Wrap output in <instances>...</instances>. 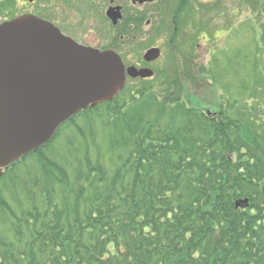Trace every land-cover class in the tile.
Here are the masks:
<instances>
[{"label": "trees", "instance_id": "trees-1", "mask_svg": "<svg viewBox=\"0 0 264 264\" xmlns=\"http://www.w3.org/2000/svg\"><path fill=\"white\" fill-rule=\"evenodd\" d=\"M166 93L108 105L103 152L100 107L2 174L0 264H264V102L211 118ZM69 128L78 153L48 154Z\"/></svg>", "mask_w": 264, "mask_h": 264}, {"label": "water", "instance_id": "water-1", "mask_svg": "<svg viewBox=\"0 0 264 264\" xmlns=\"http://www.w3.org/2000/svg\"><path fill=\"white\" fill-rule=\"evenodd\" d=\"M133 71L128 73L135 77ZM124 82L118 57L78 46L33 16L1 25L0 177L76 113L112 101Z\"/></svg>", "mask_w": 264, "mask_h": 264}, {"label": "flooded vegetation", "instance_id": "flooded-vegetation-1", "mask_svg": "<svg viewBox=\"0 0 264 264\" xmlns=\"http://www.w3.org/2000/svg\"><path fill=\"white\" fill-rule=\"evenodd\" d=\"M105 2L57 0L51 21H46L63 37L83 48L113 52L125 69L123 90L131 95H136L135 87L143 83H150L152 92L162 94L170 87L168 84L176 81H198L201 74L196 72L210 63L214 65L211 60L215 59V0L211 3L208 0ZM38 4L33 2L30 6ZM97 6H105V14L109 8L119 11L117 19L103 22L105 30L98 31L101 34L85 29ZM149 52L150 57H146ZM130 68L142 71L143 76L151 74V78H132L127 74ZM167 69L169 72H165Z\"/></svg>", "mask_w": 264, "mask_h": 264}, {"label": "rangeland", "instance_id": "rangeland-1", "mask_svg": "<svg viewBox=\"0 0 264 264\" xmlns=\"http://www.w3.org/2000/svg\"><path fill=\"white\" fill-rule=\"evenodd\" d=\"M211 1L212 0H208L210 3ZM34 2L39 4L30 6L32 3H29L27 0H0V26L22 16H33L50 24L48 21H51L54 10L53 8L55 7L57 0H37ZM105 4H108V0H106ZM80 6H82V4ZM263 9L264 0H215V56H213L215 59L213 58L211 60L214 62V65L210 63L196 72V74H201V79L198 81H195L194 79H185L180 82L176 81L175 83L168 84L172 89V98H174L171 100L176 101V99L180 98V101L178 100L179 102L183 101L187 107L195 108L202 113H209L211 118H215V114L219 111L220 105H224L225 101L230 98L236 99L235 101L238 102L239 106H245L246 112H249V110L252 112L253 108L257 109V107L260 106L253 107L254 102L248 97V95L255 94V99H258V102H261L262 105V102H264V60L254 59L255 57L259 58L257 56L259 53L262 58H264V48L258 49L254 41L255 39L261 40L264 38ZM104 10L105 6H97L96 12L92 13L87 19V27L85 28L87 31L101 34L98 31L102 32L105 30V24H103V22L107 21L106 19L108 18L113 19L110 18L111 13L116 15V19L118 18V9L109 8L106 14L103 12ZM60 11L63 12L61 9ZM77 14L78 13H76V16ZM255 15L256 17H254ZM114 20L115 19H113V21ZM256 21L261 22V27L257 26ZM253 23L256 25H253ZM255 31H257V34ZM261 47H264V44H262ZM99 53L115 55L113 52ZM255 65L257 66L256 70L253 69V66ZM131 70H133V68H131ZM165 72H169V70L167 69ZM140 73H142V71H136L135 75L138 74L142 79L151 78V74L143 76ZM175 78L174 75L173 80ZM260 82L261 84H259ZM242 86L246 88L247 92H249L247 95L246 93H242ZM145 89L151 91L152 86H150V83L137 85L135 87V92ZM257 89L260 91H257ZM125 90L122 89L112 101L79 111L68 120L70 122L79 115V117L76 118V123H79L81 127L85 125L88 126V120L84 122L83 117L80 116L81 113L93 111L102 107L91 118V124L96 120L93 125L94 128L92 129V133L95 134L96 145L98 148H101L102 152L105 148L106 141L103 120L100 117H107L110 108H113V106H107L111 105L116 99L126 100L131 97L130 92ZM196 104H199L200 106L193 107ZM102 113H105V115L100 116L99 114ZM64 124L60 125V127ZM258 126L259 125H254L256 128H258ZM90 127L91 125L82 129L86 135L90 133ZM72 130L73 128L68 129L65 139L64 135L58 136L53 141L48 154H57L59 157L62 152H68L71 154L74 150L77 152L79 148L76 144L77 141L75 138L81 144L83 142L78 139L77 134L72 132ZM256 131H259V129H256ZM55 135L47 144L37 150L47 146L54 139ZM71 143L72 145H70ZM104 154L106 155V153ZM21 159L11 165L21 161ZM7 169H3V171H1L2 174L7 171Z\"/></svg>", "mask_w": 264, "mask_h": 264}]
</instances>
